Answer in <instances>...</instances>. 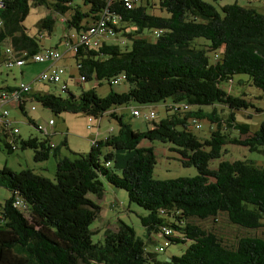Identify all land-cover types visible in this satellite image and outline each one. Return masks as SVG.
<instances>
[{
    "label": "trees",
    "instance_id": "trees-1",
    "mask_svg": "<svg viewBox=\"0 0 264 264\" xmlns=\"http://www.w3.org/2000/svg\"><path fill=\"white\" fill-rule=\"evenodd\" d=\"M32 7L44 12L30 35L22 22ZM56 21L62 26L58 40L75 49L70 55L82 81L110 85L118 77L128 87L104 96L94 88L77 95L65 87L63 95L29 93L56 115L97 118L108 111L117 130L94 139L86 153L61 156L27 119L42 136L11 135L3 143L7 153L16 143L31 149L35 162L52 156L54 172L47 178L30 169L0 168V186L8 192L0 204V264H264V235L246 233L264 227V168L244 157L227 158L225 148L264 153V109L254 105L264 97V9L234 2L216 10L204 0H133L129 7L121 0H0V44L11 46L4 45L5 58L6 50L44 48L38 40L52 33ZM100 21L107 32L96 45L77 40ZM234 75H244L237 85L258 93L232 95L223 86ZM130 102L162 103L164 115L149 128L133 129L118 112ZM248 109L263 114L254 131L235 120L236 112ZM201 118L212 124L204 137L191 128ZM152 141L166 145L195 174L155 179ZM103 182L123 189L129 202L147 212L139 223L147 240L151 234L162 240L157 252L187 242L183 251L157 260L156 251L148 252L122 221L93 241L89 225ZM219 215L245 233L228 241L194 221Z\"/></svg>",
    "mask_w": 264,
    "mask_h": 264
},
{
    "label": "rangeland",
    "instance_id": "rangeland-1",
    "mask_svg": "<svg viewBox=\"0 0 264 264\" xmlns=\"http://www.w3.org/2000/svg\"><path fill=\"white\" fill-rule=\"evenodd\" d=\"M214 6L218 10L219 5L237 3L240 6H251L256 10H262L259 8H264V0H204ZM44 10L42 8H30L28 14L24 18L22 24L27 29L28 33L32 35L35 33V22L43 15ZM61 21L55 22L52 33L49 36H45L44 33L42 37L38 40V44L42 47H51L54 44L57 46V50L61 52L62 46L58 43V37L61 32ZM5 47H11L6 41L4 43ZM4 45L0 44V88L5 87L6 85L17 84L18 82H24L30 86L32 90H38L41 92H49L54 95L60 94L63 95L65 92H61L59 84H50L42 83L36 80H33L34 76L42 68L41 64L37 63H25L20 69L23 71V77L16 76L11 79L8 76L7 71L15 70L17 67L7 68L4 66ZM128 45V42H127ZM25 51L30 52L25 49ZM11 54L15 53L10 49ZM57 65L63 67V76L65 74L67 80L68 90L74 94H78L81 90L85 91L90 88H94L95 93L98 96H104L110 90L113 92H124L126 91L128 84L124 80H120L114 84L108 85L106 81L102 80L99 85H96V81L91 79L87 81H82L79 78L77 73L74 60L69 56H64L57 62ZM71 74V76H70ZM62 76V78H63ZM244 75H234L232 77V83L223 86L227 89L232 95H238L240 92L251 93L256 95L258 92L253 87H248L249 85H237L236 81L238 78H242ZM32 105L33 109H29V106ZM254 105L264 109V97L254 100ZM130 107L136 109L139 113L138 116H133L130 114ZM204 109L209 107L204 106ZM149 111H152L154 117L152 119H147L145 116ZM24 112H20L18 109L10 107L9 120H12L13 127L18 129V132L22 138H27L32 135L42 136L37 133L33 127L27 123V115H32L34 120L40 124L44 123L51 119L53 121V130L55 134L52 136L56 143L62 140V134L66 129V138L67 146L65 143H59V148L62 149V154L64 156H70L72 153H86L89 149V139L93 137L95 130L98 132V138L100 135L106 131L108 127L113 128V132L117 130V123L114 119H111L107 115H102L100 121L98 122V127H96L97 118H92V121L89 122L91 125L90 129H87V117L82 112H67L63 111L59 114H53L49 109L42 107L38 102L30 101L24 104ZM121 112L122 119L128 122L133 129L144 130L151 126V120L156 122L164 115V108L162 103H157L152 106H140L133 102L128 103L125 106H121L118 110ZM249 113V117L247 114ZM261 112H254L252 109L247 111L236 112L235 120L237 122L246 123L250 131H254L258 128V125L262 119ZM195 124H198V128H194V125L191 124L192 132L198 137H204L207 135L209 127L212 124L205 118H201L195 121ZM86 132L88 137L83 136ZM30 135H29V134ZM155 153V164L152 170V176L155 179H168L175 177H187L195 174V169L193 166H182L178 160L176 153L166 150V145L160 143L159 141H152L149 143ZM51 145V144H50ZM55 145L52 142V146ZM165 146V147H163ZM58 147V146H57ZM227 149V158H246L252 160L256 165L264 168V153L260 151H248L246 148L239 146H225ZM62 156V155H61ZM51 161H54L52 156H49ZM42 163V161L35 162L32 160V150L29 148L20 149L18 143H16V149L7 153L4 149L2 142L0 141V168L6 167L12 171H19L24 169H31L33 172L40 173L47 178H52L54 172V166H47V168L39 171L35 167ZM52 163V162H51ZM8 196V192L0 186V204H2L3 199ZM95 203L98 206L97 213L95 218L91 221L89 229L93 232L92 240L102 239V233L106 228H113L116 226L118 221H122L125 224L132 227L134 234L141 238L145 242V249L148 252L156 251L158 246L162 245V240L157 236V234H151V239L147 240V234L145 228H143L139 223V217L145 215L147 212L141 207L137 206L135 203L129 202L127 199V194L123 189L114 188L103 182V192L99 199L95 200ZM199 223L202 227L206 229L214 230L218 235L224 237L228 241L233 239L234 236L245 233L241 229L231 225L224 216L219 215L216 220L212 221L211 219L206 220H194ZM246 233L254 235H264V227H261L257 230L247 231ZM187 242L185 243H174L169 244L161 252L155 253V258L157 260H166L171 255L180 254L183 249L186 247Z\"/></svg>",
    "mask_w": 264,
    "mask_h": 264
},
{
    "label": "built area",
    "instance_id": "built-area-1",
    "mask_svg": "<svg viewBox=\"0 0 264 264\" xmlns=\"http://www.w3.org/2000/svg\"><path fill=\"white\" fill-rule=\"evenodd\" d=\"M122 4L125 5L126 7H129L132 4L133 0H121ZM106 28L104 26V23L100 21L98 25L95 27H92L89 29L88 33H83L79 37H77V40L79 42H84V43H91L93 45H96L98 43V40L102 35H106ZM9 52L10 50H6ZM69 53L72 55L73 52L75 51L74 47H71L70 50L68 49ZM62 57V53H60L58 50L52 47H44L41 48L40 50L36 52L29 53L28 51L21 50V51H16L15 53L9 54L6 56L4 59V66L7 68L11 67H20L24 65L25 63H43V62H51L58 60ZM64 73L63 67L62 66H53L50 67L46 70H43L39 72L35 79L36 81L39 82H45V83H50V84H59L60 89L65 87V84L61 83V76ZM120 81L118 77H116L112 83H116ZM15 91H18L19 93H28L29 92V87L27 84H24L23 82H20L17 85L16 89H10L8 91H0V99L5 100L7 97H10L11 100H17L18 95L16 94ZM9 92V93H8ZM9 94V95H8ZM30 109H33V106L31 105L29 107ZM8 109L0 107V125L4 124L8 117ZM130 114L133 116H138L139 113L136 109L130 108ZM154 117V114L152 111H149L148 114L145 116L147 119H152ZM87 123L92 121L91 116H88L86 119ZM52 120L48 121V124H50ZM196 128L199 127L198 124H195ZM86 127H89V124L86 125ZM37 128L40 129V132H42V127L40 125H37ZM15 131V130H13ZM51 144V143H50ZM52 146V144L50 145ZM161 249V248H159Z\"/></svg>",
    "mask_w": 264,
    "mask_h": 264
},
{
    "label": "crops",
    "instance_id": "crops-1",
    "mask_svg": "<svg viewBox=\"0 0 264 264\" xmlns=\"http://www.w3.org/2000/svg\"><path fill=\"white\" fill-rule=\"evenodd\" d=\"M259 9H262V10H263L264 8H259ZM61 31H62V29H61ZM60 34H61V32H60ZM59 37H60V35H59ZM59 37H58V39H59ZM58 43L61 44V46H62V50H61L62 57H61L60 59L64 58V56H69V57L71 58V55H70V53H69V51H68V48H64V47H63V44L60 42V40H58ZM51 47H54V48L57 49L56 44H54V45L51 46ZM60 59L55 60V61H51V62L37 63V64H41V65H42V68L39 70V72H41V71H43V70H46V69H48V68H50V67H53V66H59V65H57V62H58ZM22 66H23V65H22ZM22 66L17 67V69H15V70L7 71V72H8V76H10L11 79L15 78L16 76H18V77H23V71L20 69ZM75 67H76V66H75ZM39 72H38V73H39ZM38 73H37V74H38ZM37 74H36V75H37ZM36 75L34 76L33 80L35 79ZM62 76H63V74H62ZM62 76H61L60 84H61V83L65 84V88L68 89V87H67L66 76H65V74H64L63 78H62ZM70 76H71V74H70ZM19 83H20V82H18L17 84H13V85H6L5 87H8L9 89H13V90H14V89L17 88V85H18ZM23 83H24V82H23ZM42 83H43V82H42ZM44 83H45V82H44ZM24 84H26V83H24ZM27 85H28V87H29V92H28V93H19L18 91H15L16 94L18 95V99L15 100V101H14V100H11L10 97H7L5 100H1V99H0V107L7 108L8 111H9L10 107H13V108H15V109H18L20 112H21L20 108L22 107L23 112H24V104H25V103H28V102L31 101V100H30V97H29V93H30L31 91H32V92L38 91V90H32V88H31V86H30V82H28ZM59 88H60V86H59ZM8 93H9V92H8ZM8 95H9V94H8ZM30 106H31V105H30ZM30 106H29V107H30ZM29 109H30V108H29ZM33 110H34V109H33ZM23 112H22V113H23ZM119 113H121V112H119ZM23 114H25V112H24ZM108 114H109L108 111H106V112L102 113L99 117H97L96 127L99 126V125H98V122L100 121L102 115H107V116H108ZM108 117H109V116H108ZM8 118H9V114H8V117H7L6 121L4 122V124H1V125H0V141L2 142V144H3V143H10V141H11L10 137H11V135H12L13 137H14V136H17V137L20 138V139H26V138H22V137L20 136V134H19V132H18V129L14 128L13 125H12L13 121H12V120H9ZM27 119L33 121V122H34L35 124H37V125H40V124H38V123L34 120V118H33L32 115H30V116L27 115ZM49 120H51V119H48V120L44 123L43 126L40 125V126L42 127V132L48 135L49 143L52 144V142H53V143L55 144V146H58V147H56L57 150H58V154L64 156V154H62V149L59 148V143H61L62 141H64V143H65L66 146H67V138H66V136H65V135H66V134H65V133H66V129H65L64 133L62 134V140H60L58 143H56L55 140H54V138L52 137V136L55 134V131L53 130V127H52V125H53V121H52L50 124H48V121H49ZM87 124H89V127H88L87 129H90V128H91L90 123H87ZM87 124H86V125H87ZM6 128H9V130H6ZM13 130H15V131H13ZM109 131L113 132V128H112L111 126L108 127V128L106 129V131L103 133V135H102V136L100 135L99 138L105 137V136L108 134ZM28 134H29V133H28ZM29 135H30V134H29ZM32 136H34V135H32ZM35 136H36L37 138H40V136H38V135H35ZM83 136L88 137V136L86 135V132L83 134ZM96 138H98V132L95 130V132L93 133V137H91V138L89 139V146H90V144L92 143V141H93L94 139H96ZM11 144H12V143H11ZM67 147H68V146H67ZM13 151H14V150H13ZM51 162H52V163H51ZM51 164H52V166H54V161H51L50 157H47L45 160L42 161V163L38 164L35 168L38 169L39 171H42L43 169L47 168L48 165L51 166ZM30 170H31V169H30Z\"/></svg>",
    "mask_w": 264,
    "mask_h": 264
},
{
    "label": "bare ground",
    "instance_id": "bare-ground-1",
    "mask_svg": "<svg viewBox=\"0 0 264 264\" xmlns=\"http://www.w3.org/2000/svg\"><path fill=\"white\" fill-rule=\"evenodd\" d=\"M33 109H34V107H33Z\"/></svg>",
    "mask_w": 264,
    "mask_h": 264
}]
</instances>
